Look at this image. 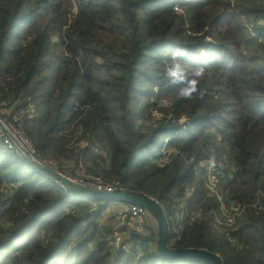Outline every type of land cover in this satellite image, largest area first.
I'll return each mask as SVG.
<instances>
[{"label":"trees","instance_id":"trees-1","mask_svg":"<svg viewBox=\"0 0 264 264\" xmlns=\"http://www.w3.org/2000/svg\"><path fill=\"white\" fill-rule=\"evenodd\" d=\"M262 13L264 0H0V110H33L24 119L40 157L64 154L70 128L81 123L80 137L105 155L69 150L75 162L94 154L103 184L156 198L168 221L193 186L188 211L206 221L185 222L178 239L170 225L168 249L264 264V26L248 27ZM173 41L189 46L190 65L206 64L201 97L177 99L161 76L159 55ZM150 91L162 116L147 128L153 103L141 99ZM167 96L173 104L159 105ZM213 152L217 163H232L219 178L225 205L250 206L228 236L212 233L219 203L203 171L194 175ZM25 159L0 148V264H209L165 259L137 233L141 256L112 250L97 224L111 201L93 199L92 208L73 199ZM6 185L16 187L8 194ZM231 239L244 245L234 256Z\"/></svg>","mask_w":264,"mask_h":264},{"label":"rangeland","instance_id":"rangeland-1","mask_svg":"<svg viewBox=\"0 0 264 264\" xmlns=\"http://www.w3.org/2000/svg\"><path fill=\"white\" fill-rule=\"evenodd\" d=\"M177 6L178 5H176L175 7ZM263 26H264V13H262L261 15H258L257 17L256 15H254L248 27L250 28V30H252L254 27L259 28ZM207 42L211 43L212 40L207 39ZM167 97H166L167 102L165 103L159 102L158 104L161 106L162 105H165V106L172 105L174 102V99L171 96H167ZM154 98L155 96L152 97L151 91H150V95H147V96L145 95L141 99V100H151V102L153 103V105H151L150 107L151 109V111H149L150 113L146 114L145 116L146 119L144 120V123H146L147 128H150L152 124L155 125V122H158L160 120V117L162 116L158 110H154L155 105L157 103L154 101ZM156 106L158 107V105ZM32 116H33V110L30 108L27 111L23 110L19 113L18 112L13 113V109H11L10 107L4 106L0 110V120L2 122H6L8 126L11 125L13 127L15 133L13 132L12 136L14 137L16 141L10 136L9 133H4L6 136H4L3 134H2L3 136H0V148L6 149V150H12L17 155L20 154L25 159L26 157L21 153V151L18 149V146H17V143L19 144L20 142L22 144L20 145L23 146L28 152H30L33 155L34 157L33 161L38 162L40 165L44 166L45 168L71 181L75 186L80 187V189L82 190L80 193L84 195H79V194L72 192L71 197H73V199L76 198L77 200L80 199L82 202L88 201L89 204L92 206V208H95L97 204L92 199L93 197H90L91 195L102 196V194H105V195H111V194L121 195L122 194V195L139 196L133 193L131 194V192L129 191H125V189L122 187H119V191H122V192L117 191V192L108 193L102 190L103 186H106V185L111 186L115 183H112V184L102 183L103 178L98 173L102 165H101V162H99V159L94 156V154L99 155V153H101L105 155V153L99 147H97L98 145L96 143L89 144L87 142L86 137H84V139L80 137V134L83 133V126L81 123H77L74 128L72 127L70 128L69 130L70 140L67 139V141H70V144L68 146V150L66 149V152L64 154H61L60 156H58L56 153L48 152L46 154H43L41 157L36 155L35 153L36 150L34 149L32 145L33 142L29 139V127L27 126V124H25V119H24V118L31 119ZM166 118H169V116H167ZM185 122H187V120H184L182 118L179 120V124H181V126ZM183 131H185L184 127H182L181 132ZM176 134H179V133L176 132ZM166 141L167 140L164 137L162 139V142H166ZM10 142L15 144L16 147H14L13 144H11ZM86 146L92 147L94 154H89L88 158H86V161H84V159H81L78 163H76L73 154L69 150L75 151V155H76V151H78L80 148L81 149L86 148ZM25 160L29 162L30 164H32L33 166H35L33 164L34 162H31L29 159H25ZM225 160L226 159L223 158V160L219 161L218 163L223 166L224 170L232 169V163L230 162L229 158H227L226 162ZM95 162L99 165L98 166L99 169L97 168V164ZM92 169H94L98 175H93L90 172ZM41 173L44 174L43 171H41ZM6 187L7 189H10L6 191L9 194L11 191L14 190L13 188L16 186L6 185ZM258 195L264 198V194L261 191H259ZM151 198L156 200V198L154 197H151ZM133 206L136 208L135 209L132 208ZM145 206L146 205L138 206V205L131 204V207H130L128 202L111 201L108 204V206L105 207V209L101 212L100 216L97 219V224L99 227H102L104 228V230H107V232L106 231L105 232L107 233L109 240H110V237L113 236V234L119 232L121 234L120 237L121 236L123 237V241L126 244L130 245L131 242L133 241L131 233L137 232V231L136 232L132 231L134 230L133 227L136 224L142 222L141 229L139 230L140 232H138L137 234L141 233L142 235H145L146 237H150L156 241L158 239V233H159V219L154 210L150 212L149 210L151 209L148 208L147 210ZM231 206H234V205L231 204ZM236 206H239V205H236ZM241 208H242V211H241L240 216L243 215L244 212L250 210V206L248 205H244ZM136 209L141 210V213L144 215V217L142 215L141 218H139L140 215H138V211ZM226 211L229 212V209ZM193 212L197 214L190 216L191 218L193 217L195 218L194 220H191L192 222L195 220L206 221V218L202 215L201 211L194 210ZM224 214L226 213L224 212ZM220 220L221 218H217L212 223V229H213L212 233H223L221 231L222 227L217 225V221H220ZM167 222L168 224H170V221H168V219H167ZM180 228H176L175 230H173L177 239L180 238L179 233L180 235L182 234L184 226ZM150 243L152 244V242ZM172 243L173 241L171 239L168 244L170 245ZM109 245H111V242L109 243ZM243 247L244 245L242 243L231 239L229 249L231 251L232 256H234ZM169 251H176V250L169 249ZM177 251H180V250H177ZM140 254L141 252H139L137 256H141ZM178 260H181V259H178ZM183 260H186V259H183Z\"/></svg>","mask_w":264,"mask_h":264},{"label":"built area","instance_id":"built-area-1","mask_svg":"<svg viewBox=\"0 0 264 264\" xmlns=\"http://www.w3.org/2000/svg\"><path fill=\"white\" fill-rule=\"evenodd\" d=\"M1 121V120H0ZM1 123L4 125V127L6 128L7 132L10 134L11 137H13V132L15 133L13 127L11 125H7L6 122H2ZM0 136H6L4 134V132L0 129ZM181 132V131H180ZM3 134V135H2ZM14 138V137H13ZM11 143V142H10ZM13 144V143H11ZM10 146V144H9ZM14 147H16L15 144H13ZM207 163L208 161H202L198 164L197 168L195 169V172H194V175L196 177H199L201 175V172L203 171V174H204V177H205V180H204V185H205V188L207 189V191L217 199L218 203H219V210H220V214L219 215H214V219H217V218H221L220 221H217V225H219L221 228V231L226 234V236H228V232H227V229L233 227L236 223V219L240 216L241 214V211H242V208L239 207V206H231L230 208H228L224 201H223V197L221 195V192H220V189H219V178L220 176L222 175L223 173V166L219 163L216 164V167L211 169L210 171L208 170L207 168ZM233 171H229L228 174H232ZM223 176V175H222ZM117 188H115V187ZM119 184L118 183H115L111 186H103V191L105 192H108V193H112V192H122V191H119ZM101 188V187H99ZM194 190V187L193 186H186L185 189H184V197L179 199V200H176L175 203L173 204V210L175 212V217L172 218L170 220V224H168V226L171 225L172 229L175 230L176 228H180V227H183L185 222H192L191 220H194L195 218H191L190 216L192 215H196L197 213H192L190 211H188V199L191 197L192 195V192ZM126 191V190H125ZM139 197H143V198H147L151 201H154L156 202L157 204H159L156 200H154L153 198H150V197H145L143 194L142 196H139ZM132 208H136V207H132ZM229 209V212L226 211ZM137 210V209H136ZM138 211V215L139 218H141V216L143 215L141 213V210H137ZM224 212L226 214H224ZM204 216V214H202ZM222 216V217H221ZM144 217V215H143ZM205 217V216H204ZM144 223V222H143ZM141 226H142V222L141 223H138L136 224L132 230L133 232H140L139 230L141 229ZM181 229V228H180ZM141 234V233H139ZM228 234V235H227ZM120 233H115L113 234V236L110 237V242H111V247L114 251H122L124 252L125 254H130L132 252H136L137 254H139L140 252V249H139V246H138V242H131L130 245L126 244L124 241H123V237L121 236L120 237ZM179 236H180V233H179Z\"/></svg>","mask_w":264,"mask_h":264},{"label":"water","instance_id":"water-1","mask_svg":"<svg viewBox=\"0 0 264 264\" xmlns=\"http://www.w3.org/2000/svg\"><path fill=\"white\" fill-rule=\"evenodd\" d=\"M0 129L4 133H8L4 125L1 123V121H0ZM17 146H18V149L21 151V153L26 157V159H29L31 162H34L33 164L35 165V167L43 171L44 174H46L55 183H57L62 188H65L73 193L84 195L80 193L82 191L80 187L75 186L71 181L67 180L66 178L59 176L53 171L40 165L38 162L33 161L34 157L30 152H28L23 146H20L18 143H17ZM90 197H93L92 199H106L110 201L128 202L129 204H134L138 206L146 205L145 206L146 208L151 209V211L154 210L159 219V233H158L157 249L163 258L176 259V260L198 258L210 264H223L221 258L218 255L204 251V250L189 249V250H180V251H177V250L169 251L168 243L170 241V235H169V226H168L167 218L164 213L163 207L157 204L156 202L151 201L147 198L139 197V196L122 195V194L121 195L120 194H111V195L102 194V196L91 195Z\"/></svg>","mask_w":264,"mask_h":264},{"label":"clouds","instance_id":"clouds-1","mask_svg":"<svg viewBox=\"0 0 264 264\" xmlns=\"http://www.w3.org/2000/svg\"><path fill=\"white\" fill-rule=\"evenodd\" d=\"M205 49L200 48V55H205ZM191 55L187 45L172 42L170 49L159 55L161 76L168 84L175 86V96L180 100H193L201 97L203 90L200 87L202 79L206 75V64L190 65L188 58ZM191 69V71H189ZM154 91L159 93L160 86L156 85ZM182 119L186 120L187 117ZM217 159L215 153L208 155L207 168L210 171L215 168Z\"/></svg>","mask_w":264,"mask_h":264},{"label":"crops","instance_id":"crops-1","mask_svg":"<svg viewBox=\"0 0 264 264\" xmlns=\"http://www.w3.org/2000/svg\"><path fill=\"white\" fill-rule=\"evenodd\" d=\"M130 205V207H131V204H129ZM147 210H148V208H146ZM150 212H152L151 210H149ZM102 228V227H101ZM102 229H104V228H102ZM105 231H107V230H105ZM158 240V239H157ZM157 240L155 241V240H153L152 241V244L150 243V247L151 248H155V247H157V245H158V242H157Z\"/></svg>","mask_w":264,"mask_h":264},{"label":"bare ground","instance_id":"bare-ground-1","mask_svg":"<svg viewBox=\"0 0 264 264\" xmlns=\"http://www.w3.org/2000/svg\"><path fill=\"white\" fill-rule=\"evenodd\" d=\"M20 144H21V143L19 142V145H20ZM21 145H22V144H21ZM21 145H20V146H21Z\"/></svg>","mask_w":264,"mask_h":264}]
</instances>
